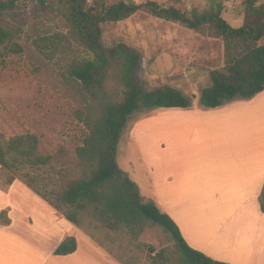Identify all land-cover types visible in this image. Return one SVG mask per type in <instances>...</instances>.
I'll list each match as a JSON object with an SVG mask.
<instances>
[{"label":"rangeland","instance_id":"obj_1","mask_svg":"<svg viewBox=\"0 0 264 264\" xmlns=\"http://www.w3.org/2000/svg\"><path fill=\"white\" fill-rule=\"evenodd\" d=\"M154 1L168 5L171 0ZM182 1L187 10L207 4V0ZM242 1L224 0L222 16L232 26L242 24L245 16ZM0 25L15 33L14 39L22 48L19 53H12L0 47V135L8 138L32 133L39 140L40 152L53 156L56 168L75 164L76 147L87 132L83 119L89 110L97 107L103 94L100 87L87 89L67 74L68 64L87 57L88 53L73 39L65 20L39 0H16L13 10L0 12ZM102 43L105 46L124 43L139 52L140 61L134 74L136 84L175 87L192 99L193 104L188 108H151L133 113L120 134L116 159L147 197H154L149 178L154 180L159 193L163 179L169 181L173 191L179 192V200L167 202L179 214L183 225L191 224L199 237L207 239L220 218L225 217L214 216V212H226L229 206L217 204L198 189L203 171L209 168L203 152L209 151V145L208 138L197 134V126L199 130L203 126L193 112L205 110L199 106V96L209 84V71L222 65L221 41L138 12L104 25ZM117 72L118 67L111 65L103 81L104 88L114 84ZM187 188L200 193L195 198L185 195L183 202H179L180 193ZM0 192V208L5 205L0 212L21 217L20 230L26 242L24 250L22 243L15 242L14 248L11 245L10 261L21 251L25 264H53L47 256L52 254L61 233L49 231L50 223L53 216H63L62 213L18 179L5 189L0 185ZM77 228L114 259L118 255L133 264H154L149 247L165 250L168 257L178 256L170 235L159 226L145 227L137 241L123 231ZM61 231L68 235L72 232L66 226ZM28 244H34L38 250L34 251Z\"/></svg>","mask_w":264,"mask_h":264},{"label":"trees","instance_id":"obj_2","mask_svg":"<svg viewBox=\"0 0 264 264\" xmlns=\"http://www.w3.org/2000/svg\"><path fill=\"white\" fill-rule=\"evenodd\" d=\"M15 1L0 0V12L13 10ZM39 2L65 20L73 39L88 53L87 57L70 62L67 74L87 89L100 87L103 94L97 107L83 119L87 132L76 147L73 165L56 168L53 156L40 152L39 140L32 133L8 138L0 135L1 187L7 188L16 179L22 181L68 222L86 231L98 228L123 231L137 241L145 227L159 226L170 235L178 256L168 257L165 250L149 247L154 264H228L191 248L175 221L155 201L144 196L137 183L119 167L117 143L133 113L151 108H188L193 103L178 88L136 84L139 52L124 43L105 46L103 26L144 12L220 40L222 65L209 71V84L199 96L202 109H215L236 99H253L264 90V0L242 1L245 16L240 26H232L223 18L224 0H207L204 7L190 10L182 0H171L168 5L154 0ZM14 38L12 30L0 25L3 50L12 53L22 50ZM113 64L118 72L114 84L107 89L103 81ZM257 200L264 213V182ZM0 222H10L4 210L0 212ZM76 247L75 237L66 236L53 254L67 255ZM115 258L122 264H133L118 255Z\"/></svg>","mask_w":264,"mask_h":264},{"label":"crops","instance_id":"obj_3","mask_svg":"<svg viewBox=\"0 0 264 264\" xmlns=\"http://www.w3.org/2000/svg\"><path fill=\"white\" fill-rule=\"evenodd\" d=\"M193 116L202 121L200 126L203 127L199 130L197 126V134L208 138L206 142L209 145V151H203L209 168L203 171L202 184L198 189L217 204L229 206L226 212H214V216H225L224 219L220 218L207 239H203L191 224L183 225L179 214L167 202L168 199L179 200V192H174L165 178L160 193L154 180L149 178L154 197L141 193L159 204L175 221L191 248L228 264H264V213L260 211L257 200L264 182V90L253 99L234 100L215 109L195 111ZM180 152L183 154L182 149ZM221 162L224 165L213 164ZM199 193L183 189L179 202H183L185 195L195 198ZM7 217L8 224L0 222V264H25V255L21 251L13 255L11 261L8 257L11 245L14 248L15 242L22 243L24 250L26 242L20 230L21 217ZM50 224L49 231L61 233L57 245L66 236H74L77 243L76 250L67 255H54L53 249L47 256V260L54 261L53 264H121L79 228L67 225L63 216H53ZM63 226L71 228L72 232L69 235L62 233ZM28 245L34 251L37 249L34 244Z\"/></svg>","mask_w":264,"mask_h":264}]
</instances>
